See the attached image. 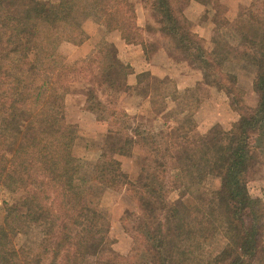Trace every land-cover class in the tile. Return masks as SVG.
<instances>
[{"label": "trees", "instance_id": "obj_1", "mask_svg": "<svg viewBox=\"0 0 264 264\" xmlns=\"http://www.w3.org/2000/svg\"><path fill=\"white\" fill-rule=\"evenodd\" d=\"M182 1L148 0L142 29L132 0H0V187L23 193V209L18 202L9 205L0 221V264H200L198 250L216 231L226 243L206 264H264V215L245 183L250 165L264 162V0H249L228 23L234 41L211 39L209 48L193 32ZM89 9L107 32L140 44L147 59L163 40L168 55L178 53L199 72L193 89L177 91L163 79L152 90L153 112L156 100L158 110L166 97L176 104L172 125L148 127V118L121 108L119 99L132 90V69L113 45L82 65L60 62L62 42L85 39L79 18ZM225 62L251 70L254 107L243 102L236 75L223 70ZM88 73L96 78L82 89L85 109L108 124L95 180L124 192L132 205L120 218L131 240L128 254L103 261L93 258L106 242L109 223L73 184L79 174L77 126L64 116L72 81ZM147 77L139 75L138 82ZM204 87L226 96L237 116L228 128L214 122L196 131L192 108ZM134 146L145 160L133 181L118 157L129 156ZM169 159L176 165L173 177ZM209 175L218 188L195 191L188 213L169 200L172 189L188 191Z\"/></svg>", "mask_w": 264, "mask_h": 264}, {"label": "rangeland", "instance_id": "obj_2", "mask_svg": "<svg viewBox=\"0 0 264 264\" xmlns=\"http://www.w3.org/2000/svg\"><path fill=\"white\" fill-rule=\"evenodd\" d=\"M132 2L134 7L138 8L139 16L146 24L150 14L148 0H132ZM188 2H191V0H183L180 4L184 7L183 10L186 9L189 4ZM199 2L200 6L197 9L188 8L187 15L191 19L195 18V21L190 20L192 29L194 26V29H197L202 35H204L206 38L203 39L205 46L208 48L210 47L211 39H216L220 43L234 41L233 31L230 29L228 23L246 10L249 0H199ZM197 14L199 15L197 16L198 18L196 17ZM79 19L85 33V39L79 42H62L58 48V54L60 56L59 60L61 63L66 65H73L77 63L78 65H82V61L88 60L95 55L96 51L101 49L103 46L108 45H102V47L98 49L95 47L94 50L84 58L73 59V57L77 55V49L80 48L83 41L89 39L93 32H96L97 29L103 26L101 24V17L90 9L83 12ZM225 22H227V24ZM145 24L142 29H144ZM208 33H210L209 37ZM150 36L152 37L153 34H150ZM102 38L103 35L99 34V37H97L96 40L97 44H101L103 42ZM161 41L163 40H159L155 44V51L161 48L165 49V44ZM166 53L168 54L167 50ZM169 56L174 61L183 62L180 60L181 56L178 53H172V55L170 54ZM223 70L232 72L236 75L237 85L243 93V102L248 107H254L257 103V97L252 89L253 75L251 70L230 62L223 63ZM95 78V74L91 75L88 73L84 76L78 74L77 78L72 81L70 90L64 98L66 99V97H69L70 101L72 99L71 105L69 104L67 106L68 111L66 115V105L64 100V116L68 123L75 124L71 120L79 116V108L73 109V107L79 106V99L83 100L82 109L87 111L85 109L86 97L82 89L86 87V83L89 80ZM166 80L168 81V85L172 87L173 81L170 79ZM156 83H158V81L153 78H144L139 87L137 86V88L130 90L126 95L119 99V105L121 108H123L125 103L129 105V99H126L129 96H137L136 98L138 99H135V103H137L138 100L142 102L147 97L148 93L153 94L152 90L156 87ZM153 95L155 97V92ZM100 96H102V94H100ZM195 96H197L196 93ZM197 97H199L200 100L193 106V116L191 118L193 123L196 125V131L205 129L208 125L214 122L220 123L223 127L228 128L236 119V114L228 108V100L222 92L209 90L204 87V90L200 91ZM159 102V100H156V112H161L164 108L163 107L158 110L160 106ZM133 104L134 102H132V105ZM170 107L172 110L165 112V114L161 116V119L158 115L156 118L148 116V112V114H136V116L148 118V127L155 125V123H166L168 125H172L175 120L177 106L175 104L174 108V106L170 104ZM90 113L93 114L92 112ZM80 120L81 123H83V127L79 128L77 124H75L78 128L77 136L74 142V156L77 165L79 166V174L74 178L73 184L78 191L83 193L88 205L91 208L102 212L109 223V231L106 242L102 245L100 253L93 258V261H103L110 258L114 254L127 255L130 250L131 240L124 232L120 223V218L122 217L125 208H131L132 205L129 203L130 200L124 192L114 191V189L101 186V184L96 182L94 174L95 165L102 152L101 149L106 142L108 124L105 121L97 120L99 122V125L97 126L98 128L93 129L92 123L88 122L84 117ZM191 135H193V133H191ZM112 142L115 143L117 141L114 139ZM134 149L135 150H133L129 156L118 157L119 161H121L122 170L128 175L129 179L133 181L137 179L140 168L145 160L143 154L137 149V146H134ZM168 166L170 171H173L170 172L169 175L170 177H173V174L175 173L174 169L176 168L174 161L169 159ZM245 183L250 197L259 201L258 204L260 206L257 207L256 205V207L262 209V211L258 212L261 214V216H259L262 218V214L264 215V162L261 164L257 162L250 165L246 173ZM218 184V180L209 175L196 183L188 191L172 189L169 193V200L181 211L188 213L191 211V207L195 204L193 201V194L195 191L217 189ZM22 197L23 193L21 191L11 192L0 187V221L4 217L5 209L9 205H15L18 202L19 210L23 209L19 203ZM262 221L264 226V219ZM262 238L264 240V229ZM25 243L27 245L31 244L27 240H25ZM224 243H226V241L221 235V232L216 231L215 234L212 233L208 235L203 245L198 250V260L200 264H206L224 246ZM87 264H90V262Z\"/></svg>", "mask_w": 264, "mask_h": 264}, {"label": "crops", "instance_id": "obj_3", "mask_svg": "<svg viewBox=\"0 0 264 264\" xmlns=\"http://www.w3.org/2000/svg\"><path fill=\"white\" fill-rule=\"evenodd\" d=\"M199 6L200 3L198 2H194V1L189 2L186 9L184 10L185 16L188 17L187 15L188 8L197 9ZM135 13H136L137 26L143 28L145 21L140 18L138 8H135ZM197 16L199 15L197 14L196 17ZM188 19L195 21V18L191 19L190 17H188ZM193 32L196 33L199 37L206 39L204 35L201 34V32H199L197 29H194V26H193ZM99 34L103 35L102 38L103 42L101 44H97L96 42L97 37H99ZM209 36L210 33H208V37ZM107 44L113 45L117 50L120 60L131 67L132 72L127 77V84L131 86L132 89H135L137 88V86L139 87V85H141V82H138L139 79H137L138 76L141 74H147L148 78H153L158 82L163 79H170L173 81V85L177 91H182L183 89L186 88L187 89L193 88L195 87L197 82L200 81V74L197 70L193 69L185 62L174 61L165 52L164 49L162 48L157 49L152 54V56H150V58L147 59L143 53L140 44H127L121 39L119 32L117 31L107 32L103 26L97 29L96 32H93V34L91 35V37H89V39L83 41V43L80 45V48L77 49V55H75L73 59L84 58L86 57V55H89L94 50L95 47L96 49H98L102 47V45H107ZM136 97L129 96L128 98H126L129 99V103H128L129 105H127L126 103L123 105L124 110L130 115L149 113L148 116L156 118V116L158 115L159 118L161 119V116H163L165 112H167L168 110H172L170 109L171 108L170 104L175 108V103L173 102V100L169 97H166L164 99L165 106L161 110V112H153L149 101L150 93H148L147 97L142 102L138 100L137 103H135V99H138ZM132 102H134L133 105ZM71 103H72V99L70 101L69 97H66L65 115L67 114L68 111L67 106L69 104L71 105ZM79 103H80L79 106L73 107V109L79 108V113H78L79 116H77L78 118L76 117L71 121L77 124L79 128H81L83 127L82 125L83 123H81L80 119L84 117L88 122L92 123L93 129L98 128L97 126L99 125V122L95 119V116L90 112H87L82 109L83 100L79 99Z\"/></svg>", "mask_w": 264, "mask_h": 264}]
</instances>
